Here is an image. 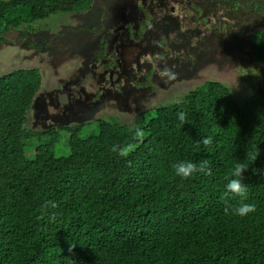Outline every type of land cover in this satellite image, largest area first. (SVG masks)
<instances>
[{
	"label": "trees",
	"instance_id": "trees-1",
	"mask_svg": "<svg viewBox=\"0 0 264 264\" xmlns=\"http://www.w3.org/2000/svg\"><path fill=\"white\" fill-rule=\"evenodd\" d=\"M75 2L0 0V40ZM255 51L264 61L259 41ZM40 84L37 68L0 75V264H264V85L235 95L208 80L180 104L131 125L100 118L83 136L84 125L26 127ZM182 160H207L211 174L182 178L172 168ZM237 161L250 162L256 211L245 217L221 200Z\"/></svg>",
	"mask_w": 264,
	"mask_h": 264
},
{
	"label": "flooded vegetation",
	"instance_id": "flooded-vegetation-1",
	"mask_svg": "<svg viewBox=\"0 0 264 264\" xmlns=\"http://www.w3.org/2000/svg\"><path fill=\"white\" fill-rule=\"evenodd\" d=\"M72 7L21 23L0 40L13 43L9 33L19 32V46L38 58L39 66L31 67L30 55L13 54L28 64L19 68H37L41 75L25 121L39 129L34 131L100 118L121 123L111 115L115 109L133 113V122L140 113L215 81L203 74L210 66L220 70L222 60L259 66L263 82L256 86L250 87L246 76L238 89L215 81L235 95L264 85V61L255 51L258 41L264 47V0H76ZM54 13L63 18L49 20ZM39 52L48 58H39ZM165 64L179 74L176 79L157 75Z\"/></svg>",
	"mask_w": 264,
	"mask_h": 264
},
{
	"label": "rangeland",
	"instance_id": "rangeland-1",
	"mask_svg": "<svg viewBox=\"0 0 264 264\" xmlns=\"http://www.w3.org/2000/svg\"><path fill=\"white\" fill-rule=\"evenodd\" d=\"M62 18L63 17L60 13H54V14L50 15L49 20H53L56 23L58 20H60ZM48 25H50V24H48ZM18 33L19 32H14V31L9 33L8 39L11 40V42H13V43L8 44V42H4L3 44H0V75L5 74L7 72H10L16 68L25 67L26 65H28V64H26V62H24L22 64L18 63L19 61L23 62V60L15 59L13 54H15L17 52H20V53L24 52L27 55H30V57H32V54H35L32 49L26 48L23 50L22 49L23 46L21 44L19 46V44H18V38L19 37L17 36ZM39 53H40L39 58H43L44 60L48 58L47 53L46 54H45V52H39ZM224 61L225 60H222L223 63L221 64L220 70L215 68L214 66H210L212 69L207 74H203L204 77L202 79L209 77L212 80L226 83V84H228L227 86H230L234 89L239 88L238 85L240 84L241 80L244 79V76H246V78L250 79V87H251V85L256 86V85L261 84L263 82L262 78L258 74V68L257 67H259V66L252 65V62L249 64L247 62H242L241 60L234 61L233 63H229L228 61L224 62ZM28 62L32 63L31 67H38L39 66V64H38L39 62H38L37 57H32V59H30ZM44 65H43V67H44ZM46 69H47V66H46ZM205 71L206 70H204V72ZM212 74H214V75H212ZM202 79L195 80V83L202 81ZM251 90H253V89H250V91ZM237 91H240V90H237ZM31 107H32V105H31ZM30 109H29V111H31ZM111 115L117 117L119 120L121 119L122 122L126 121V123L128 125H131L133 123L132 122L133 113L128 114L126 112H123L121 109H115L111 112ZM103 117H107L106 113L103 114ZM30 123H33V122H30ZM83 125H84V127L82 128L81 135L87 136V135L92 134L94 132L95 125H96L95 122L90 121V123L83 124ZM27 126H28V124H27ZM30 128H32V126H30ZM30 128H28V129H30ZM36 128H38V126H36ZM34 130H39V129H34ZM60 144L61 145H59V146H58V144L56 145L58 147L56 154L59 156L66 155L68 153L67 148L62 143H60Z\"/></svg>",
	"mask_w": 264,
	"mask_h": 264
},
{
	"label": "clouds",
	"instance_id": "clouds-1",
	"mask_svg": "<svg viewBox=\"0 0 264 264\" xmlns=\"http://www.w3.org/2000/svg\"><path fill=\"white\" fill-rule=\"evenodd\" d=\"M160 59L162 58H157V60ZM157 75L162 80L172 81L176 79L179 74L174 70V68L165 64L162 68L157 69ZM181 99V97L174 98L171 103L180 104ZM153 115H155V113H153ZM178 118L182 124L187 122L184 112H180L178 114ZM135 135L138 138H142V130L137 129ZM202 143L204 145H210L212 143V138L206 137L202 140ZM258 154V149L256 147L251 153L250 162H253ZM250 162L237 161L233 165L228 175L225 177L227 182L225 184V191L221 197V200L225 205L224 212L226 214L245 217L256 211V205L254 203L246 202L248 200L249 189L248 186L243 182V174L248 169ZM172 168L174 169L175 174L181 176L182 178H189L195 173H201L205 175L211 174V169L207 160H203L198 163L191 160H182L172 164ZM237 197L239 198V202L237 204L231 203V201Z\"/></svg>",
	"mask_w": 264,
	"mask_h": 264
},
{
	"label": "water",
	"instance_id": "water-1",
	"mask_svg": "<svg viewBox=\"0 0 264 264\" xmlns=\"http://www.w3.org/2000/svg\"><path fill=\"white\" fill-rule=\"evenodd\" d=\"M31 105H32V104H31ZM31 105H30V108H31ZM30 108H29V109H30Z\"/></svg>",
	"mask_w": 264,
	"mask_h": 264
}]
</instances>
